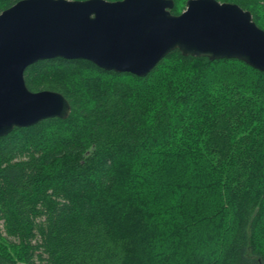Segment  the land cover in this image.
<instances>
[{
  "label": "trees",
  "instance_id": "trees-1",
  "mask_svg": "<svg viewBox=\"0 0 264 264\" xmlns=\"http://www.w3.org/2000/svg\"><path fill=\"white\" fill-rule=\"evenodd\" d=\"M218 1L264 30V0ZM24 80L71 110L0 136V264H264V71L175 49L143 77L55 57Z\"/></svg>",
  "mask_w": 264,
  "mask_h": 264
},
{
  "label": "water",
  "instance_id": "water-1",
  "mask_svg": "<svg viewBox=\"0 0 264 264\" xmlns=\"http://www.w3.org/2000/svg\"><path fill=\"white\" fill-rule=\"evenodd\" d=\"M17 0L0 12V136L44 119L67 118L68 100L32 91L25 69L38 60H89L146 76L169 52L239 59L264 71V30L232 2L187 0Z\"/></svg>",
  "mask_w": 264,
  "mask_h": 264
},
{
  "label": "bare ground",
  "instance_id": "bare-ground-1",
  "mask_svg": "<svg viewBox=\"0 0 264 264\" xmlns=\"http://www.w3.org/2000/svg\"><path fill=\"white\" fill-rule=\"evenodd\" d=\"M98 68H100V67H98Z\"/></svg>",
  "mask_w": 264,
  "mask_h": 264
}]
</instances>
